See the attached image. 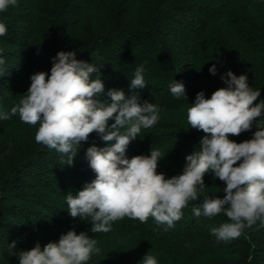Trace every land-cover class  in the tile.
<instances>
[{
	"label": "trees",
	"instance_id": "obj_1",
	"mask_svg": "<svg viewBox=\"0 0 264 264\" xmlns=\"http://www.w3.org/2000/svg\"><path fill=\"white\" fill-rule=\"evenodd\" d=\"M0 23L7 28L0 36V58L5 60L0 66V112L19 103L32 74L50 75L58 52L74 51L78 60L99 69L100 74L91 76L100 75L105 86L95 97L98 101L110 102L107 91L117 89L159 107L158 122L141 130L125 156L158 149L162 158L157 172L166 178L181 174L186 156L200 150L205 134L187 122L197 93L210 98L227 87L221 77L231 71L246 75L248 85L260 91L254 103L264 101V0H17L0 12ZM213 65L215 75L209 71ZM140 66L146 86L131 89ZM175 81L184 84V97L171 93ZM259 122L264 125V113ZM38 127L23 123L18 113L0 119V264H19L8 248L12 241L18 253L37 242L41 248L58 242L69 230L97 240L100 252L87 264H142L147 254L157 264H264L259 221L245 230L247 239L218 241L211 229L230 221L223 212L195 216L192 209L202 205L203 195L190 201L170 228L153 217L144 223L125 217L112 222L108 233H92L90 218L69 215L66 197L95 179L87 149L115 141L91 134L76 146L77 155L68 165L67 155L35 141ZM256 130L254 123L250 131L229 138L240 143L252 139ZM204 182V195L223 198L224 182L213 173Z\"/></svg>",
	"mask_w": 264,
	"mask_h": 264
},
{
	"label": "clouds",
	"instance_id": "obj_2",
	"mask_svg": "<svg viewBox=\"0 0 264 264\" xmlns=\"http://www.w3.org/2000/svg\"><path fill=\"white\" fill-rule=\"evenodd\" d=\"M16 4L17 0H0V12ZM6 33V26L0 23V36ZM4 64L0 58V66ZM3 71L0 67V75ZM143 71V66L135 70L131 89L146 86ZM209 71L215 75V65ZM93 73L99 69L78 60L76 52L60 51L53 58L50 75L43 71L32 74L30 87L19 103L0 112L3 120L18 113L23 123L39 124L35 141L67 155L68 165L77 155L76 146L91 134L96 133L104 142L115 141L103 148L93 145L87 149L95 179L75 195H67L72 218H90L92 233H108L112 222L125 217L141 223L153 217L170 228L181 219L182 209L203 195L202 205L192 209L195 216L214 217L223 212L230 221L211 229L218 241L245 235L257 221L264 227V125L256 123L264 113V101L254 103L261 93L248 85L246 75L228 71L221 77L227 87L217 89L210 98H205L203 91L197 93L187 109V122L191 129L205 134L199 141L200 150L186 156L181 174L166 178L157 172L162 158L158 149H151L150 155L125 156L141 130L158 122L159 107L148 101L141 104L137 95L126 97L117 89L107 91L110 102L98 101L95 97L104 93L105 86L100 75L91 79ZM169 87L174 96L184 97L182 82L175 81ZM254 123L257 130L252 139L237 143L229 138L250 131ZM207 173L226 185L223 198L204 195ZM16 247V241L8 245L19 264H87L93 253L100 252L97 240L75 230L43 248L37 242L30 250L17 253ZM142 264H157V260L147 254Z\"/></svg>",
	"mask_w": 264,
	"mask_h": 264
}]
</instances>
